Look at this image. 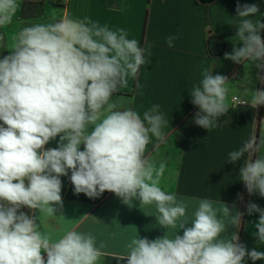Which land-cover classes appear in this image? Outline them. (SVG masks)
<instances>
[{
	"label": "clouds",
	"instance_id": "obj_1",
	"mask_svg": "<svg viewBox=\"0 0 264 264\" xmlns=\"http://www.w3.org/2000/svg\"><path fill=\"white\" fill-rule=\"evenodd\" d=\"M19 6L18 0H0V28L12 23ZM235 11L236 42L224 58L249 63L264 82L259 75L264 72L259 5L238 0ZM179 38L169 35L165 43L174 47ZM4 39L0 34V41ZM5 50L9 54L0 58V264H98L102 246L97 247L91 232L54 229L47 223L64 217L65 176L76 195L97 199L107 191L125 204L138 200L140 205H154L158 224L167 232L175 230L155 240L133 238L127 254L119 258L126 264L264 260V252L249 249L236 233L226 234L242 222L244 213L235 204L199 198L189 213L184 200L162 189L166 165L157 167L147 154L153 138L156 144L166 142L163 129L169 120L160 105L153 104L141 117L131 108L121 111L113 102V94L130 80L141 86L140 70L151 63L150 46L142 47L123 28L112 29L89 17H65L52 24L22 26ZM228 81L214 74L212 66L202 70L189 92L198 109L192 117L196 126L211 131L229 112ZM250 105H264V91L253 90ZM57 137V147L45 149ZM242 158L239 180L249 196L264 198V130L259 138L251 135L230 151L225 161L235 164ZM237 199L243 197L238 193ZM245 209L249 216L259 214L253 235L257 246L264 245V208L249 200ZM54 231L61 234L54 238Z\"/></svg>",
	"mask_w": 264,
	"mask_h": 264
},
{
	"label": "crops",
	"instance_id": "obj_2",
	"mask_svg": "<svg viewBox=\"0 0 264 264\" xmlns=\"http://www.w3.org/2000/svg\"><path fill=\"white\" fill-rule=\"evenodd\" d=\"M39 2V15L34 19H21L22 2ZM238 0H18L19 8L12 23L0 28L4 41H0V58L8 55L5 47L11 48L22 26L52 24L62 18L89 17L107 24L110 28H123L130 39H136L142 47H151V63L142 66L139 88L130 80L126 88L113 94V102L123 109L131 108L143 115L153 104L160 105L166 113L169 125L163 130L166 142L156 144L154 138L147 146V154L158 167L165 163L160 177V186L174 193L189 206V213L199 198L223 202L244 213L239 228L229 227L227 235L236 233L249 249L264 252V245L257 246L254 222L259 214H246L249 200L264 208V198L249 196L239 179L242 158L235 164L226 160L227 154L242 146L251 135L264 130V105L252 108L250 99L253 90H258V70L249 63L237 64L225 59L236 42ZM239 3L259 5L258 19L264 20V0H239ZM179 34L174 47H168L165 38ZM264 39V31L261 33ZM242 46V45H238ZM212 66L214 74L227 76L229 112L218 120L219 126L208 131L192 121L198 110L190 101L193 84L201 79L204 68ZM260 75V73H259ZM235 95L247 101L246 106H233ZM0 125L3 122L0 121ZM6 127V125H5ZM50 141L45 149L56 148L57 141ZM154 145H156L154 147ZM84 146L81 145V150ZM247 156V154H246ZM245 156V158H246ZM69 171V175H70ZM62 180L63 218L47 223L54 229L63 226L80 232H91L96 237L97 247L102 246L98 264H126L119 258L128 252V244L137 236L155 240L162 238L167 229L156 220L154 205H140L138 200L125 204L114 193L105 192L97 199L85 194H74L73 185L67 176ZM27 184L28 181L26 180ZM243 200L237 199V194ZM218 207L220 204L218 203ZM31 214L32 210L23 208ZM37 214L38 213V210ZM61 213H57L60 215ZM190 226V225H187ZM174 229H169L171 236ZM58 231L53 232L55 238ZM177 234L182 235L183 229ZM46 258V257H45ZM246 264H253L247 260ZM255 264H264L257 260Z\"/></svg>",
	"mask_w": 264,
	"mask_h": 264
},
{
	"label": "trees",
	"instance_id": "obj_3",
	"mask_svg": "<svg viewBox=\"0 0 264 264\" xmlns=\"http://www.w3.org/2000/svg\"><path fill=\"white\" fill-rule=\"evenodd\" d=\"M41 3L39 2H22L21 7V19H34L39 15ZM261 76H264V72H260ZM258 90L264 91V82L260 80L258 84Z\"/></svg>",
	"mask_w": 264,
	"mask_h": 264
},
{
	"label": "built area",
	"instance_id": "obj_4",
	"mask_svg": "<svg viewBox=\"0 0 264 264\" xmlns=\"http://www.w3.org/2000/svg\"><path fill=\"white\" fill-rule=\"evenodd\" d=\"M231 104L233 106H246L247 101L245 99L239 98L238 96L233 95L231 97Z\"/></svg>",
	"mask_w": 264,
	"mask_h": 264
}]
</instances>
